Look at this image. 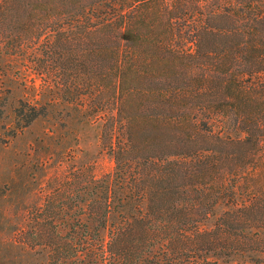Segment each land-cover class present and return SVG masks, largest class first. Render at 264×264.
<instances>
[{"label": "trees", "instance_id": "1", "mask_svg": "<svg viewBox=\"0 0 264 264\" xmlns=\"http://www.w3.org/2000/svg\"><path fill=\"white\" fill-rule=\"evenodd\" d=\"M6 33L48 45L116 165L75 174L73 218L45 202L48 264H264V0H0Z\"/></svg>", "mask_w": 264, "mask_h": 264}, {"label": "rangeland", "instance_id": "2", "mask_svg": "<svg viewBox=\"0 0 264 264\" xmlns=\"http://www.w3.org/2000/svg\"><path fill=\"white\" fill-rule=\"evenodd\" d=\"M5 36H0V264H48L44 240L30 237L48 223L45 202L67 200L64 212L73 218L75 174H84L81 186L90 188L86 175L93 172L100 180L116 165L101 140L107 118L90 113L91 101L71 103L61 66L47 61L48 45L40 43L31 54L29 42Z\"/></svg>", "mask_w": 264, "mask_h": 264}]
</instances>
